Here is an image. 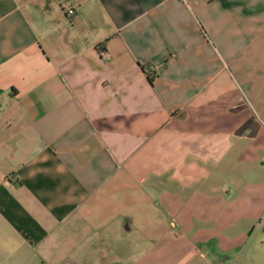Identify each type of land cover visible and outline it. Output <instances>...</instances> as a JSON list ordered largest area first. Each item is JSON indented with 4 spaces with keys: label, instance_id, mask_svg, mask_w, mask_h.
<instances>
[{
    "label": "crops",
    "instance_id": "1",
    "mask_svg": "<svg viewBox=\"0 0 264 264\" xmlns=\"http://www.w3.org/2000/svg\"><path fill=\"white\" fill-rule=\"evenodd\" d=\"M0 264H264V0H0Z\"/></svg>",
    "mask_w": 264,
    "mask_h": 264
},
{
    "label": "built area",
    "instance_id": "2",
    "mask_svg": "<svg viewBox=\"0 0 264 264\" xmlns=\"http://www.w3.org/2000/svg\"><path fill=\"white\" fill-rule=\"evenodd\" d=\"M73 12H74V11H73L72 8H68V9H67V13H68V14H73Z\"/></svg>",
    "mask_w": 264,
    "mask_h": 264
}]
</instances>
